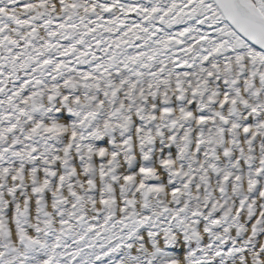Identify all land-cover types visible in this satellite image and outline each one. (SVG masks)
<instances>
[{
	"label": "snow or ice",
	"instance_id": "6c2138e0",
	"mask_svg": "<svg viewBox=\"0 0 264 264\" xmlns=\"http://www.w3.org/2000/svg\"><path fill=\"white\" fill-rule=\"evenodd\" d=\"M0 264H264V0H0Z\"/></svg>",
	"mask_w": 264,
	"mask_h": 264
}]
</instances>
